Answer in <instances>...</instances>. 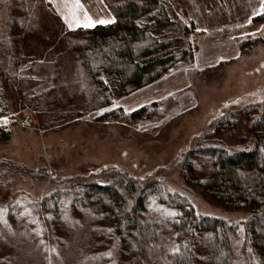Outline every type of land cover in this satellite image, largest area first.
I'll return each mask as SVG.
<instances>
[{"label":"rangeland","instance_id":"rangeland-1","mask_svg":"<svg viewBox=\"0 0 264 264\" xmlns=\"http://www.w3.org/2000/svg\"><path fill=\"white\" fill-rule=\"evenodd\" d=\"M165 1L175 22L168 33L190 42L194 57L154 84L114 93L105 74L103 85L93 80L72 47L77 29L62 21L71 0H0V118L7 120L0 128L11 133L4 140L0 131V264L39 263L29 247L48 264H128L129 239L77 205L78 189L61 192L63 182L157 179L200 215L247 218L188 181L182 163L203 146L249 144L262 118L253 107L264 102V20H254L264 15V0ZM145 106L152 117L130 116ZM231 114L238 130L214 134V122ZM52 196L47 215L42 203ZM145 217L173 240L174 210L153 196Z\"/></svg>","mask_w":264,"mask_h":264},{"label":"trees","instance_id":"trees-1","mask_svg":"<svg viewBox=\"0 0 264 264\" xmlns=\"http://www.w3.org/2000/svg\"><path fill=\"white\" fill-rule=\"evenodd\" d=\"M103 1L115 22L71 33L76 36L72 47L81 64L97 84L106 81V91L142 89L162 79L183 59L194 57L190 42L168 33L175 22L165 0ZM254 20L262 21L264 15ZM104 74L108 78L102 81ZM249 108L242 111L243 117L248 116ZM253 108L262 118L253 124L248 145L241 149L203 146L187 153L182 163V170L189 168L188 181L226 207L246 211L243 221L200 215L185 197L157 179L140 181L119 175L106 183L95 179L71 185L63 182L61 192L78 189L77 205L86 204L112 224L116 235L129 239L133 248L128 264H264V102ZM130 116L142 119L152 113L145 106ZM233 117L215 121L211 127L214 134H234L238 128ZM0 131L2 139L9 140L10 131ZM197 153L200 160L193 161ZM153 196L175 211L172 241L159 222L145 217ZM55 197L43 200V213L53 211ZM50 229L53 240L52 226ZM28 251L37 264H48L44 255L30 247Z\"/></svg>","mask_w":264,"mask_h":264},{"label":"snow or ice","instance_id":"snow-or-ice-1","mask_svg":"<svg viewBox=\"0 0 264 264\" xmlns=\"http://www.w3.org/2000/svg\"><path fill=\"white\" fill-rule=\"evenodd\" d=\"M65 7L69 8L68 13L64 16L65 22L70 28L73 26L90 28L94 27L97 23L108 24L113 22L112 20H94L92 16L88 13L84 4L81 0H71V6L66 2Z\"/></svg>","mask_w":264,"mask_h":264},{"label":"crops","instance_id":"crops-1","mask_svg":"<svg viewBox=\"0 0 264 264\" xmlns=\"http://www.w3.org/2000/svg\"><path fill=\"white\" fill-rule=\"evenodd\" d=\"M183 2H186L187 0H182ZM192 2V0H190ZM85 3V2H84ZM86 4V3H85ZM86 9L88 11V13L92 16V18L94 20H101V19H104V20H113L114 16L113 14L111 13V11L108 9V7L105 5L104 1L103 0H93V4H88L86 6ZM66 15V14H65ZM64 15V16H65ZM64 16H62V21H63V25L64 27L66 26V29L68 31H73V30H76L78 28H84L82 26L80 27H76V26H73L72 28H70L68 26V24L65 22V19H64ZM115 19V18H114ZM97 25H100L99 23H97L95 26ZM94 26V27H95ZM91 28V27H90ZM2 119V120H1ZM3 121L4 124L7 123V120L6 118H0V126H1V122ZM3 124V125H4Z\"/></svg>","mask_w":264,"mask_h":264}]
</instances>
